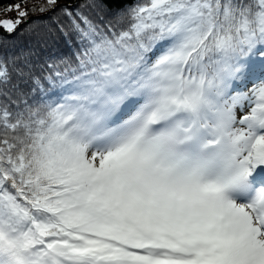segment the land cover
<instances>
[{
  "label": "snow or ice",
  "instance_id": "obj_1",
  "mask_svg": "<svg viewBox=\"0 0 264 264\" xmlns=\"http://www.w3.org/2000/svg\"><path fill=\"white\" fill-rule=\"evenodd\" d=\"M30 2L70 54L0 55V264H264V0Z\"/></svg>",
  "mask_w": 264,
  "mask_h": 264
},
{
  "label": "trees",
  "instance_id": "obj_2",
  "mask_svg": "<svg viewBox=\"0 0 264 264\" xmlns=\"http://www.w3.org/2000/svg\"><path fill=\"white\" fill-rule=\"evenodd\" d=\"M20 0H0V9H3L9 4H15ZM38 0H31L28 7L32 3H37ZM61 3L72 2V0H60ZM23 6V5H22ZM51 13H30L29 23L35 21L40 25L37 34L36 32L29 33L24 31L28 24H22L20 28L12 35H8L3 29H0V55L5 57L20 56L30 54V60L34 66L36 75H41L42 71H46V62H51L52 58L69 55V49L64 45L59 33L48 35L47 29L44 27L48 23L46 19ZM16 12L4 13L0 11V19L15 18ZM30 86V85H29ZM47 87V86H46Z\"/></svg>",
  "mask_w": 264,
  "mask_h": 264
}]
</instances>
